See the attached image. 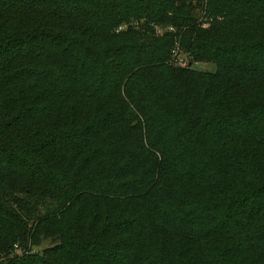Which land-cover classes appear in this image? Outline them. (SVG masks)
<instances>
[{
  "label": "trees",
  "instance_id": "trees-1",
  "mask_svg": "<svg viewBox=\"0 0 264 264\" xmlns=\"http://www.w3.org/2000/svg\"><path fill=\"white\" fill-rule=\"evenodd\" d=\"M0 264H264V0H0Z\"/></svg>",
  "mask_w": 264,
  "mask_h": 264
},
{
  "label": "rangeland",
  "instance_id": "rangeland-1",
  "mask_svg": "<svg viewBox=\"0 0 264 264\" xmlns=\"http://www.w3.org/2000/svg\"><path fill=\"white\" fill-rule=\"evenodd\" d=\"M203 16L200 17V20H202ZM146 22L145 19H142L141 21H139L138 23L137 22H134L132 23L131 22V26H137V28L141 27L142 24H144ZM150 27H153L152 26V23H148ZM123 24L119 25L117 27V32H120L121 30H119V27L122 26ZM128 23H125L124 26L125 28H123L122 30H125L127 29L128 27ZM210 25V23H208L207 21H203V27H208ZM156 30V34L159 35V36H162L164 35L166 32L168 31H172L173 28L172 27H169V26H156L154 27ZM177 50H179V57H181L182 59V63H177L176 61L174 62L176 64V66H182V67H186V66H191L192 68L194 69H197V70H202V71H211V72H214L216 70V65L212 62H209V61H195V62H191L190 61V57L188 56V53H186L184 50H181L180 48H178ZM53 245V241L51 239H46L43 241L42 245L40 246H37V247H34L32 248L33 250L32 251H36V252H42L44 250V248L46 247H49ZM15 247H17V244L15 245ZM17 253H20L22 252L21 248H18V250L16 251Z\"/></svg>",
  "mask_w": 264,
  "mask_h": 264
},
{
  "label": "built area",
  "instance_id": "built-area-1",
  "mask_svg": "<svg viewBox=\"0 0 264 264\" xmlns=\"http://www.w3.org/2000/svg\"><path fill=\"white\" fill-rule=\"evenodd\" d=\"M123 28H125V26L124 25H122V26H120L119 27V30H122ZM179 55H180V53H179V50H175V52H174V60L177 62V63H182L181 61H182V59H181V57H179Z\"/></svg>",
  "mask_w": 264,
  "mask_h": 264
}]
</instances>
